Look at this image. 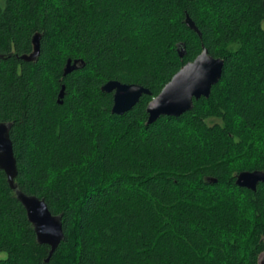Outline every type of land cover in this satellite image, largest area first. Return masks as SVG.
<instances>
[{"label": "trees", "instance_id": "1", "mask_svg": "<svg viewBox=\"0 0 264 264\" xmlns=\"http://www.w3.org/2000/svg\"><path fill=\"white\" fill-rule=\"evenodd\" d=\"M203 48L223 60L209 97L148 124ZM109 81L150 95L114 115ZM0 123L16 189L63 230L49 256L0 170V264H259L264 183L235 179L264 171L263 0H0Z\"/></svg>", "mask_w": 264, "mask_h": 264}, {"label": "water", "instance_id": "2", "mask_svg": "<svg viewBox=\"0 0 264 264\" xmlns=\"http://www.w3.org/2000/svg\"><path fill=\"white\" fill-rule=\"evenodd\" d=\"M264 6V0H263ZM186 25L196 31L193 22L186 17ZM40 51V36L32 38V52L22 55L26 62L36 61ZM179 57L183 53L179 51ZM83 62L67 60L64 75L81 68ZM223 60L214 58L203 48L201 53L192 61L184 65L162 88L146 107L147 123H154L161 116L179 117L192 109L193 100L208 98L212 86L216 85L222 76ZM62 86L58 99L63 98ZM101 91L113 95L111 112L123 115L130 111L143 95H150L148 89L137 84H123L109 81L101 87ZM59 103H61L58 100ZM11 124L0 123V170L4 172L9 187L14 190L17 199L25 209L27 219L33 226L39 244L50 248L49 256L54 252L63 239L60 218L53 216L43 200L34 196H27L16 189L14 179L17 175L16 161L13 154L12 142L9 137ZM259 183H264V171H246L236 176L235 184L240 188L255 191ZM259 264H264V254Z\"/></svg>", "mask_w": 264, "mask_h": 264}]
</instances>
